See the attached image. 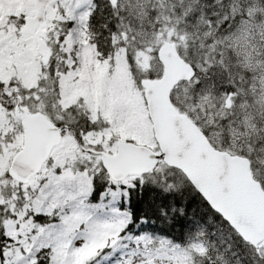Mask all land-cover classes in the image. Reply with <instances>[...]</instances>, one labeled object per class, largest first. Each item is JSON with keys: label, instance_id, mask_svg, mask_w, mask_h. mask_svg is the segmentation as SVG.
Returning <instances> with one entry per match:
<instances>
[{"label": "snow or ice", "instance_id": "1", "mask_svg": "<svg viewBox=\"0 0 264 264\" xmlns=\"http://www.w3.org/2000/svg\"><path fill=\"white\" fill-rule=\"evenodd\" d=\"M0 264H264V0H0Z\"/></svg>", "mask_w": 264, "mask_h": 264}]
</instances>
